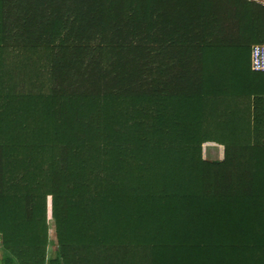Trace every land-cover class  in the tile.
<instances>
[{"label":"trees","instance_id":"1","mask_svg":"<svg viewBox=\"0 0 264 264\" xmlns=\"http://www.w3.org/2000/svg\"><path fill=\"white\" fill-rule=\"evenodd\" d=\"M254 44L248 0H0V264H264Z\"/></svg>","mask_w":264,"mask_h":264},{"label":"built area","instance_id":"2","mask_svg":"<svg viewBox=\"0 0 264 264\" xmlns=\"http://www.w3.org/2000/svg\"><path fill=\"white\" fill-rule=\"evenodd\" d=\"M250 69L254 72H264V44H254L250 47Z\"/></svg>","mask_w":264,"mask_h":264},{"label":"rangeland","instance_id":"3","mask_svg":"<svg viewBox=\"0 0 264 264\" xmlns=\"http://www.w3.org/2000/svg\"><path fill=\"white\" fill-rule=\"evenodd\" d=\"M203 156H204V158L209 159V160L219 159L220 157H222V150H221V152L219 154H217L216 148H214L212 146H204L203 147ZM49 239L51 241L49 254L53 255L54 254V247H55V241L56 240H55V236H54L52 228L50 230Z\"/></svg>","mask_w":264,"mask_h":264},{"label":"crops","instance_id":"4","mask_svg":"<svg viewBox=\"0 0 264 264\" xmlns=\"http://www.w3.org/2000/svg\"><path fill=\"white\" fill-rule=\"evenodd\" d=\"M248 1L254 2V3H257V4H260V5L264 6V0H248ZM216 151H217V154L220 153V151L218 149H216Z\"/></svg>","mask_w":264,"mask_h":264}]
</instances>
